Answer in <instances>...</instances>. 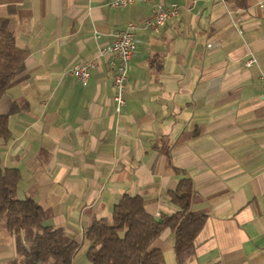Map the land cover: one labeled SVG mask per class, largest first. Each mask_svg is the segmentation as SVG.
<instances>
[{
	"label": "crops",
	"instance_id": "obj_1",
	"mask_svg": "<svg viewBox=\"0 0 264 264\" xmlns=\"http://www.w3.org/2000/svg\"><path fill=\"white\" fill-rule=\"evenodd\" d=\"M107 1L0 0L27 51L0 97L9 129L0 158L20 173L17 196L33 198L44 225L77 241L76 264L86 226L109 217L123 194L140 195L159 218L177 210L168 191L188 176L191 209L206 219L185 264H264V0H159L177 3L178 14L137 31L119 113L107 48L151 4ZM250 54L257 64L246 66ZM92 57L82 85L68 70ZM173 241L169 227L153 241L165 264H177ZM15 255L12 234L0 261Z\"/></svg>",
	"mask_w": 264,
	"mask_h": 264
},
{
	"label": "trees",
	"instance_id": "obj_2",
	"mask_svg": "<svg viewBox=\"0 0 264 264\" xmlns=\"http://www.w3.org/2000/svg\"><path fill=\"white\" fill-rule=\"evenodd\" d=\"M26 55L16 44L9 18L0 16V97L15 83ZM7 121L8 115L0 114V138L4 140L9 136ZM19 179L18 169L3 166L0 158V216H5L7 230L16 234L13 264H72L79 244L61 227L44 225L46 213L33 198L17 196ZM193 190L191 178L181 177L168 191V200L177 210L159 218L146 210L140 195L123 194L109 217L94 218L84 229L89 264H165L162 250L153 241L166 227L173 231L176 263L185 264L194 253V238L206 219L204 211L191 209Z\"/></svg>",
	"mask_w": 264,
	"mask_h": 264
},
{
	"label": "built area",
	"instance_id": "obj_3",
	"mask_svg": "<svg viewBox=\"0 0 264 264\" xmlns=\"http://www.w3.org/2000/svg\"><path fill=\"white\" fill-rule=\"evenodd\" d=\"M135 1L150 3V16L138 23L129 22L124 28L115 30L113 32V40L107 48L109 55L108 61L112 68L111 81L114 88L113 102L115 113H119L125 104L123 94L127 85L129 62L138 44L137 31L139 29L156 31L164 24L166 19L175 17L178 14V5L175 2L164 5L160 3L159 0H108L107 5L112 8L125 7ZM104 51V49L99 50L100 53ZM95 63L96 57H92L75 63L68 72L73 75L80 84L84 85L87 83L90 76V69L95 66ZM244 64L246 66L257 64L256 56L250 54ZM259 83L261 96L264 97V71L259 73Z\"/></svg>",
	"mask_w": 264,
	"mask_h": 264
},
{
	"label": "rangeland",
	"instance_id": "obj_4",
	"mask_svg": "<svg viewBox=\"0 0 264 264\" xmlns=\"http://www.w3.org/2000/svg\"><path fill=\"white\" fill-rule=\"evenodd\" d=\"M12 234H14V232H10L9 230H7L5 226V216L4 215L0 216V242H2L3 240L7 241L8 237L12 236ZM85 242L83 243V245H81V247L76 253V264H89L88 259L86 257L87 247ZM26 245L28 246L27 243ZM15 259H16V255L13 259L0 261V264H13V261ZM48 264H52V263H48Z\"/></svg>",
	"mask_w": 264,
	"mask_h": 264
}]
</instances>
